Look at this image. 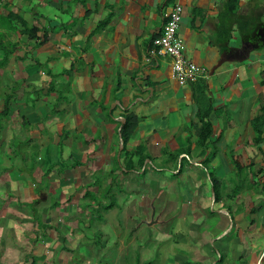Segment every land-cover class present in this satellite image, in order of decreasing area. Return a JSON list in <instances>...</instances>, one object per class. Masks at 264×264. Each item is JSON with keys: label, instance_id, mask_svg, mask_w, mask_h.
Here are the masks:
<instances>
[{"label": "crops", "instance_id": "crops-1", "mask_svg": "<svg viewBox=\"0 0 264 264\" xmlns=\"http://www.w3.org/2000/svg\"><path fill=\"white\" fill-rule=\"evenodd\" d=\"M0 264H264V0H0Z\"/></svg>", "mask_w": 264, "mask_h": 264}, {"label": "built area", "instance_id": "built-area-1", "mask_svg": "<svg viewBox=\"0 0 264 264\" xmlns=\"http://www.w3.org/2000/svg\"><path fill=\"white\" fill-rule=\"evenodd\" d=\"M182 18V6L174 4L165 21L162 35L155 38L150 57L167 55L172 60V75L181 85L194 83L200 79L202 72L197 64L185 56V45L178 35Z\"/></svg>", "mask_w": 264, "mask_h": 264}, {"label": "trees", "instance_id": "trees-1", "mask_svg": "<svg viewBox=\"0 0 264 264\" xmlns=\"http://www.w3.org/2000/svg\"><path fill=\"white\" fill-rule=\"evenodd\" d=\"M14 17L15 16H11L10 19H12ZM20 20H22L21 17L17 16L16 19L13 21L14 24H15V25L13 24L15 28H17V23L16 22L20 21ZM23 25L26 26L24 23H22L19 26H23ZM27 34H29L30 38L35 39L36 36H37V30L34 29V28L30 29V30L27 31ZM200 117H201L200 121H201L202 125H201V127L199 129V145L206 146V140L209 137V135L211 134L212 125H211V121L209 120V116L207 114L202 115ZM132 118H133V116L132 117L131 116H127L126 117V122L124 123L123 128H122V138L124 140V144L127 143L128 139L130 137L129 136L130 135V130L132 128H134L133 127L134 123H133ZM125 168L126 169L129 168L127 163L125 165ZM131 168H133V167H131ZM215 192H216V188H215Z\"/></svg>", "mask_w": 264, "mask_h": 264}, {"label": "water", "instance_id": "water-1", "mask_svg": "<svg viewBox=\"0 0 264 264\" xmlns=\"http://www.w3.org/2000/svg\"><path fill=\"white\" fill-rule=\"evenodd\" d=\"M190 85H191V83H189ZM120 131H121V128H120ZM121 137V136H120ZM122 141V140H121ZM123 142V141H122ZM123 144V143H122ZM122 144H121V146H122Z\"/></svg>", "mask_w": 264, "mask_h": 264}]
</instances>
